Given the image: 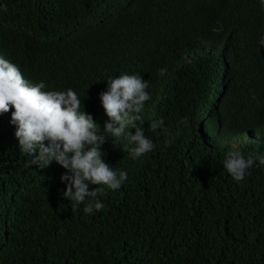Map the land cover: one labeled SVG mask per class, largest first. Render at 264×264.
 Listing matches in <instances>:
<instances>
[{
	"label": "trees",
	"instance_id": "1",
	"mask_svg": "<svg viewBox=\"0 0 264 264\" xmlns=\"http://www.w3.org/2000/svg\"><path fill=\"white\" fill-rule=\"evenodd\" d=\"M262 22L256 0H0V54L44 91H75L101 132L107 81H148L155 145L133 160L108 137L128 179L73 213L66 170L31 166L14 109L0 115V264H264V165L239 182L224 168L230 151L264 155Z\"/></svg>",
	"mask_w": 264,
	"mask_h": 264
},
{
	"label": "clouds",
	"instance_id": "2",
	"mask_svg": "<svg viewBox=\"0 0 264 264\" xmlns=\"http://www.w3.org/2000/svg\"><path fill=\"white\" fill-rule=\"evenodd\" d=\"M256 1L263 14L259 44L264 45V0ZM2 7L7 10L6 6ZM159 75H167V68H161ZM107 83L108 88L100 93V99L109 121L101 132L93 116L84 109L81 111L82 100L75 91L71 88L44 91L43 81L33 84L26 80L19 66L0 54V115L14 109L10 123L16 126L19 149L31 157V166L42 170L55 161L66 170L60 179L62 183L67 182L63 196L72 202L73 213L81 204L85 205V214L102 210L104 205L98 197L106 194L105 188L117 191L128 179L126 171L117 172L104 160L102 146L108 137L113 138L114 144L120 141L119 145L133 160L155 148L140 126L145 102L151 99L148 81L138 75L124 74ZM180 123L186 126L187 118L178 123L177 134ZM129 129H134V134ZM150 129L159 130L166 138L165 144L171 143L168 139L171 133L163 119L152 120ZM259 165H264V155L245 156L239 150L228 152L224 160V168L237 182ZM90 185L96 187L89 190Z\"/></svg>",
	"mask_w": 264,
	"mask_h": 264
},
{
	"label": "rangeland",
	"instance_id": "3",
	"mask_svg": "<svg viewBox=\"0 0 264 264\" xmlns=\"http://www.w3.org/2000/svg\"><path fill=\"white\" fill-rule=\"evenodd\" d=\"M243 131H247V128H244Z\"/></svg>",
	"mask_w": 264,
	"mask_h": 264
}]
</instances>
